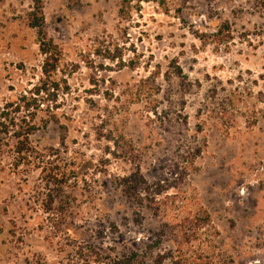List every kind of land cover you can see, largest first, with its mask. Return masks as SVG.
Segmentation results:
<instances>
[{
    "label": "rangeland",
    "instance_id": "1",
    "mask_svg": "<svg viewBox=\"0 0 264 264\" xmlns=\"http://www.w3.org/2000/svg\"><path fill=\"white\" fill-rule=\"evenodd\" d=\"M41 5L0 0V264H264V0Z\"/></svg>",
    "mask_w": 264,
    "mask_h": 264
},
{
    "label": "trees",
    "instance_id": "2",
    "mask_svg": "<svg viewBox=\"0 0 264 264\" xmlns=\"http://www.w3.org/2000/svg\"><path fill=\"white\" fill-rule=\"evenodd\" d=\"M32 10L28 13L27 16V25L30 28H38L40 25V22L42 21V5L41 0H32ZM212 35L213 42L219 44L222 42H227L230 40V30L228 26V22L224 21L222 22L219 27L216 29ZM198 39L203 40L204 34H198L195 35ZM39 51L44 56L43 64L41 66V77L39 80V85L35 89L36 94L39 93H47L50 92V90L53 87L51 84L54 80V76L57 74V72L60 70V61H59V51L57 50L56 44H54L52 41L40 38L39 40ZM103 58L107 59H113L115 56L111 55L109 51H106V53L102 54ZM52 99H54L52 97ZM51 99V100H52ZM61 128H64L61 126ZM17 134V132H16ZM27 137L24 136L22 139L18 140V144L15 147V153H16V164H17V157L18 163L24 162L27 160V157L29 156V151H26ZM172 264H209L201 255L192 256L190 258H184V259H177L175 261H172Z\"/></svg>",
    "mask_w": 264,
    "mask_h": 264
}]
</instances>
